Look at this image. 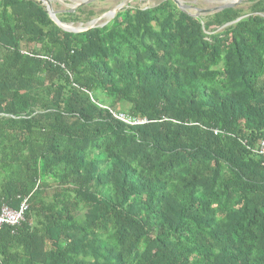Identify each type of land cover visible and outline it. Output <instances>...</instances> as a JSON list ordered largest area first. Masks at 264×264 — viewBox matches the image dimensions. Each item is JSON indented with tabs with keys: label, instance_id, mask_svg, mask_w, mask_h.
<instances>
[{
	"label": "trees",
	"instance_id": "16d2710c",
	"mask_svg": "<svg viewBox=\"0 0 264 264\" xmlns=\"http://www.w3.org/2000/svg\"><path fill=\"white\" fill-rule=\"evenodd\" d=\"M245 2L68 32L0 0V205L28 200L0 264H264V0Z\"/></svg>",
	"mask_w": 264,
	"mask_h": 264
},
{
	"label": "rangeland",
	"instance_id": "374dc122",
	"mask_svg": "<svg viewBox=\"0 0 264 264\" xmlns=\"http://www.w3.org/2000/svg\"><path fill=\"white\" fill-rule=\"evenodd\" d=\"M83 0H50L52 9L56 12V18L63 19V13L68 11L74 13V20L65 22L73 27H88L92 21H95V26H100L103 23H108L110 20L104 14L115 8L118 4L124 2L125 0H93L91 2L85 3L81 7L73 8L76 4H79ZM163 0H131L127 6L124 8H150L157 5ZM180 5L188 6L187 11L190 14L195 13L196 9H214L230 0H178ZM244 0L240 2L242 8L246 9L248 3H243ZM243 3V4H242ZM44 5V4H43ZM238 5V6H239ZM45 6V5H44ZM216 12V11H215ZM213 12L202 14L200 16L206 20V16L212 14ZM49 17V16H48ZM50 18V17H49Z\"/></svg>",
	"mask_w": 264,
	"mask_h": 264
},
{
	"label": "water",
	"instance_id": "95a60500",
	"mask_svg": "<svg viewBox=\"0 0 264 264\" xmlns=\"http://www.w3.org/2000/svg\"><path fill=\"white\" fill-rule=\"evenodd\" d=\"M42 2V4L45 5V9L47 11V14L48 16L50 17V19L57 25L59 26L61 29L65 30V31H68V32H80L82 30H86L87 28L89 27H95L94 25V21L91 22V24L88 26V27H79V28H73V27H70V28H65L64 25H70V24H66V23H63L61 21H59L57 18H56V12L52 9V5H51V2L50 0H39ZM93 0H83L82 2H80L79 4H76L75 6H73L72 9L74 8H78V7H81L82 5H84L85 3H88V2H91ZM131 0H125L124 2L118 4L115 8H113L112 10L108 11L107 13H105L104 15H107L109 14V20L111 18L114 17V15L116 14V12H118L120 9L124 8L125 6H127V4L130 2ZM176 6L183 10L184 12L186 13H189L187 11L188 9V6H185V5H180L179 1L178 0H172ZM242 0H230L228 1L227 3L223 4L222 6H219L217 8H214V9H194L195 10V13L194 14H190L192 16H195V17H198L202 14H206V13H210V12H215V11H219V10H223L225 8H230V7H235L237 6ZM105 23L101 24L100 26H103Z\"/></svg>",
	"mask_w": 264,
	"mask_h": 264
},
{
	"label": "built area",
	"instance_id": "2783aa9c",
	"mask_svg": "<svg viewBox=\"0 0 264 264\" xmlns=\"http://www.w3.org/2000/svg\"><path fill=\"white\" fill-rule=\"evenodd\" d=\"M118 119L132 125L143 124L148 121L147 118H139V117H128L122 113L113 114ZM257 152L264 156V139L259 143ZM28 208L27 199L24 198L17 208H12L6 204L0 205V229L5 226H16L18 225L23 219L24 214Z\"/></svg>",
	"mask_w": 264,
	"mask_h": 264
},
{
	"label": "bare ground",
	"instance_id": "6f19581e",
	"mask_svg": "<svg viewBox=\"0 0 264 264\" xmlns=\"http://www.w3.org/2000/svg\"><path fill=\"white\" fill-rule=\"evenodd\" d=\"M105 16H107V18H109V14H107V15H105ZM94 23H95V21H94ZM64 27L65 28H70V27H73V26H71V25H64ZM73 28H79V27H73ZM31 112V111H30ZM42 178V177H41ZM43 180V179H42ZM1 198V197H0ZM28 201V200H27ZM3 202V201H2ZM66 202V201H65ZM9 203V202H8ZM82 220V219H81ZM83 221V220H82ZM23 224V223H22ZM9 226V225H8ZM8 228V227H7ZM29 240V239H28ZM1 243V242H0ZM27 243V242H26ZM13 244V243H12ZM4 247H5V245H4ZM20 247V246H19ZM14 249V248H13ZM27 249V248H26ZM15 250V249H14ZM8 253V252H7ZM20 254V253H19ZM23 255V254H22ZM27 257V256H26ZM14 258V257H13ZM16 260V259H15ZM17 261V260H16ZM28 262V261H27ZM5 263H6V261H5ZM8 263V262H7ZM29 263V262H28ZM19 264V263H18ZM24 264V263H23Z\"/></svg>",
	"mask_w": 264,
	"mask_h": 264
}]
</instances>
